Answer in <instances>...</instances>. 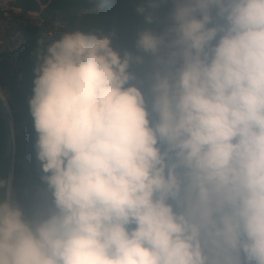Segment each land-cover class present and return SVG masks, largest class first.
Here are the masks:
<instances>
[{"label": "clouds", "instance_id": "9594fccd", "mask_svg": "<svg viewBox=\"0 0 264 264\" xmlns=\"http://www.w3.org/2000/svg\"><path fill=\"white\" fill-rule=\"evenodd\" d=\"M165 2L136 12L151 25ZM170 3L131 48L59 12L65 29L37 41L28 106L52 208L27 216L0 178V264H264V0ZM14 7L17 42L40 14Z\"/></svg>", "mask_w": 264, "mask_h": 264}, {"label": "trees", "instance_id": "16d2710c", "mask_svg": "<svg viewBox=\"0 0 264 264\" xmlns=\"http://www.w3.org/2000/svg\"><path fill=\"white\" fill-rule=\"evenodd\" d=\"M12 6H20L24 11L39 13L41 16H62L68 26L73 28L102 29L104 32L115 31L116 38L113 43L117 48H131L135 33L143 28H151L160 31L166 22L171 8L169 2L162 3L156 10L155 21L149 25L144 22L143 16L137 14L136 8L144 0H107L100 9H92L80 15L77 24H72V17L80 7H92L100 0H8ZM60 15H59V13ZM18 24L14 23L12 30H16ZM21 38L13 42L15 46L11 51L7 47L0 52V85L6 91V96L12 107V119L15 129V162L13 168V185H16L15 198L24 209L27 216L33 214L31 194L35 186L45 188L40 182V168L35 159L34 143L36 133L33 128L28 99L32 95L33 88V52L37 47V41L41 38H50L45 34L43 26L31 23L19 25ZM9 29L6 31L8 32ZM14 62L16 64H14ZM143 73V69H135ZM22 74L21 85L15 89V75ZM24 120V126L21 121ZM26 163L24 174L21 161ZM23 177V180H22ZM25 189V191H24ZM26 192L27 198H24Z\"/></svg>", "mask_w": 264, "mask_h": 264}, {"label": "water", "instance_id": "95a60500", "mask_svg": "<svg viewBox=\"0 0 264 264\" xmlns=\"http://www.w3.org/2000/svg\"><path fill=\"white\" fill-rule=\"evenodd\" d=\"M0 178L10 180L13 188V168L15 162V133L13 128L12 111L9 101L0 85ZM0 190V199L3 198Z\"/></svg>", "mask_w": 264, "mask_h": 264}, {"label": "built area", "instance_id": "2783aa9c", "mask_svg": "<svg viewBox=\"0 0 264 264\" xmlns=\"http://www.w3.org/2000/svg\"><path fill=\"white\" fill-rule=\"evenodd\" d=\"M9 9V6L7 5L6 0H0V10L3 11L4 15L6 14L7 10ZM20 11V10H19ZM33 23L37 26H43L45 30V34L48 37H54L56 34H60L57 30V25L59 24L63 29H65V24L63 21H61L58 17L55 16H41L36 15L32 16ZM19 21V20H18ZM19 36V30L18 28L13 31V34L11 32L7 35H3V37L0 39V45H4L3 47H7L8 50H12L15 46L13 45V41ZM14 64H16L14 62ZM16 79L14 86H18L20 80L22 79V74L20 71L16 72ZM26 166V163L23 164V168Z\"/></svg>", "mask_w": 264, "mask_h": 264}, {"label": "rangeland", "instance_id": "374dc122", "mask_svg": "<svg viewBox=\"0 0 264 264\" xmlns=\"http://www.w3.org/2000/svg\"><path fill=\"white\" fill-rule=\"evenodd\" d=\"M17 9L13 6V9H11V14L12 15H17ZM6 14L3 15L1 12H0V39L3 37V34H5L6 32V29L10 26V23L12 24V20H9L10 18V13L7 11L5 12ZM79 13V11H78ZM78 13H74L73 15H71L72 17V24H76L77 23V20H78ZM11 15V16H12ZM18 18H23V21H29L28 20V17L26 15H22V12L18 14L17 16ZM12 34V33H11ZM3 46L4 45H0V52L1 50L3 49ZM5 95H6V91L3 89ZM7 97V96H6ZM7 100H8V97H7ZM9 103V102H8ZM9 109L12 111V107L10 106V103H9ZM13 128H14V123H13ZM22 180H23V177H22ZM13 191H14V196H15V193H16V185L14 184L13 185ZM44 206H48L49 208H52L51 204H50V201H49V196H45V201H44Z\"/></svg>", "mask_w": 264, "mask_h": 264}, {"label": "crops", "instance_id": "0c3cea01", "mask_svg": "<svg viewBox=\"0 0 264 264\" xmlns=\"http://www.w3.org/2000/svg\"><path fill=\"white\" fill-rule=\"evenodd\" d=\"M7 3H10L8 0H6ZM4 48V47H3ZM45 196H49V201L52 206L51 201V195L48 191H46L45 188H42L40 186H35L33 188L32 194H31V200L33 203V213L34 212H40V213H46L47 211H50L51 208L48 206H44Z\"/></svg>", "mask_w": 264, "mask_h": 264}, {"label": "bare ground", "instance_id": "6f19581e", "mask_svg": "<svg viewBox=\"0 0 264 264\" xmlns=\"http://www.w3.org/2000/svg\"><path fill=\"white\" fill-rule=\"evenodd\" d=\"M29 13H33V12H29Z\"/></svg>", "mask_w": 264, "mask_h": 264}]
</instances>
